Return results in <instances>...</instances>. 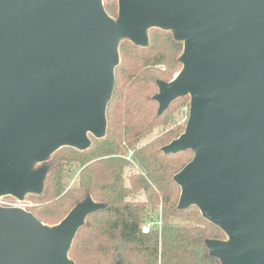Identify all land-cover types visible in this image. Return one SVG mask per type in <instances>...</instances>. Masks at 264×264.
Masks as SVG:
<instances>
[{
    "label": "water",
    "instance_id": "1",
    "mask_svg": "<svg viewBox=\"0 0 264 264\" xmlns=\"http://www.w3.org/2000/svg\"><path fill=\"white\" fill-rule=\"evenodd\" d=\"M0 0V197L40 194L63 147L87 150L107 133L120 42L148 30L184 42L182 71L159 81V115L190 96L185 132L163 148L194 152L175 175L179 209H200L227 240H208L222 264H264V0ZM87 198L58 225L0 206V264H76L69 251Z\"/></svg>",
    "mask_w": 264,
    "mask_h": 264
},
{
    "label": "trees",
    "instance_id": "2",
    "mask_svg": "<svg viewBox=\"0 0 264 264\" xmlns=\"http://www.w3.org/2000/svg\"><path fill=\"white\" fill-rule=\"evenodd\" d=\"M104 5L112 18L117 16L118 0H104ZM148 37L147 46L121 40L105 137L90 135L87 150L63 147L53 153L43 163L48 167L43 192L29 194L37 204L30 212L51 226L89 197L104 205L87 217L74 238L69 257L76 264H222L211 255L207 241L227 240L225 232L206 220L198 207H178L181 188L174 177L194 152L163 151L186 128L177 127L139 146L156 128L170 125L171 111L191 102L190 96L178 98L159 115L154 99L158 82H171L173 74L182 71L184 42L176 40L172 30L159 28L148 30ZM159 65L167 72H159ZM129 148L135 150L138 169L126 176V168L133 166L124 158ZM74 167L81 171L69 187ZM142 195L144 199L135 198ZM155 217L161 218L162 226L143 233V226Z\"/></svg>",
    "mask_w": 264,
    "mask_h": 264
},
{
    "label": "rangeland",
    "instance_id": "3",
    "mask_svg": "<svg viewBox=\"0 0 264 264\" xmlns=\"http://www.w3.org/2000/svg\"><path fill=\"white\" fill-rule=\"evenodd\" d=\"M119 18V10L117 13V16L115 15L113 19L117 20ZM156 69H158L159 72L161 73H166L167 72V68L165 65H159L156 67ZM180 69V67H179ZM178 69V70H179ZM177 70V71H178ZM179 72H181L180 70L177 73H174V77H176ZM158 93H159V88H158ZM157 93V94H158ZM156 94V95H157ZM179 103L175 104L176 106H178ZM189 112H190V106H183L181 108H179L177 111H171V123L170 125H168L167 127H162L159 126L158 128H156V130L153 132L152 135L146 137L140 144L139 146H143L147 143H150L151 141H153L154 139L158 138L159 136H162L163 134L167 133L168 131L175 129L177 127H182V128H186L187 125V121L189 118ZM44 162H40L37 163L35 168H41L42 166H44L43 164ZM74 172H72L67 180V185L70 187L73 184H75L79 178L80 175V167H74ZM138 169L137 165L131 166L126 168V176H129V174H132L134 172H136ZM68 187V189H69ZM136 199H144L143 195L139 196V197H135ZM4 203H10V204H14V205H22L25 206L26 210L30 211V209H32L33 207H35L37 204L34 202V200L32 199V197L29 196V194L24 197L23 199H19L16 198L14 196L11 195H5V196H1L0 197V205H3ZM63 221V220H62ZM61 221V222H62ZM59 222V223H61ZM58 223V224H59ZM58 224L55 225H51L49 227H53L56 226Z\"/></svg>",
    "mask_w": 264,
    "mask_h": 264
},
{
    "label": "built area",
    "instance_id": "4",
    "mask_svg": "<svg viewBox=\"0 0 264 264\" xmlns=\"http://www.w3.org/2000/svg\"><path fill=\"white\" fill-rule=\"evenodd\" d=\"M134 153L135 150L129 148L127 150L126 155L124 156V158L131 163L133 166L136 165L135 159H134ZM3 207H19V208H23L26 210L25 206L22 205H14V204H10V203H4L3 205H0ZM28 211V210H27ZM162 226V221L161 218H152L151 220H149L142 228L143 233H149L151 232L152 229L156 228V227H161Z\"/></svg>",
    "mask_w": 264,
    "mask_h": 264
}]
</instances>
